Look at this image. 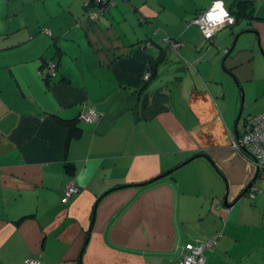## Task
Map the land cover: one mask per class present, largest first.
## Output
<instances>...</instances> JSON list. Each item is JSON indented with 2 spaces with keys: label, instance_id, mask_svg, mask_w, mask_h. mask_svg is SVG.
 Listing matches in <instances>:
<instances>
[{
  "label": "crops",
  "instance_id": "obj_1",
  "mask_svg": "<svg viewBox=\"0 0 264 264\" xmlns=\"http://www.w3.org/2000/svg\"><path fill=\"white\" fill-rule=\"evenodd\" d=\"M89 1L0 0V264H178L212 238L205 264H264V191L261 208L238 204L256 168L232 146L225 72L264 80V0L210 42L187 21L212 0ZM70 178L79 192L62 204Z\"/></svg>",
  "mask_w": 264,
  "mask_h": 264
},
{
  "label": "built area",
  "instance_id": "obj_2",
  "mask_svg": "<svg viewBox=\"0 0 264 264\" xmlns=\"http://www.w3.org/2000/svg\"><path fill=\"white\" fill-rule=\"evenodd\" d=\"M93 3L99 5V7L104 8L114 3V0H92ZM216 0H214L211 5L202 13L196 16L190 21L191 24L196 25L205 40H212L216 32L226 26L234 23V17L227 12V16L224 17L223 23H214L208 19V13L212 11ZM88 5V3H85ZM92 17V15H91ZM93 18V17H92ZM229 20L232 22L229 23ZM211 33V35H209ZM165 43L169 44L173 49H177L181 46L174 40L166 37L163 40ZM50 70L53 72L55 69L54 64H50ZM143 79L148 80L150 73L148 70L143 72ZM99 113H97L92 107L87 108L83 114H81V120L94 122L98 119ZM232 146L238 151H244L246 156L254 164L257 170V179L264 184V112L257 114L250 119H244L242 122V129L239 139H232ZM243 148V149H242ZM79 192L78 186L75 184L73 179H68L62 188L60 202L62 204H67L69 200ZM260 193V190L253 186L250 189V196L255 197L256 194ZM215 246L213 240L207 242H197L195 244H187L183 248V252L178 261V264H205V250H211ZM40 257L30 256L24 260V264H40Z\"/></svg>",
  "mask_w": 264,
  "mask_h": 264
},
{
  "label": "trees",
  "instance_id": "obj_3",
  "mask_svg": "<svg viewBox=\"0 0 264 264\" xmlns=\"http://www.w3.org/2000/svg\"><path fill=\"white\" fill-rule=\"evenodd\" d=\"M214 0H212V2H213ZM115 2V1H114ZM211 2V3H212ZM88 3V5H85V8H88L89 7V5L90 4H94V5H96L95 3H93L92 2V0H90L89 2H87ZM222 3H223V5H224V8L229 12V14L231 15V16H233L234 17V23L233 24H231V25H229V26H233V25H235V24H237L240 20H250V21H252L253 19H259V18H257V16H255V9H254V3H253V1L252 0H235L234 1V4L232 5V7L234 8V9H232V7L230 8V7H226L225 6V3H224V1L222 0ZM211 5V4H210ZM97 6H99V5H97ZM205 11V10H204ZM204 11H202V12H204ZM202 12H200V13H202ZM200 13H197L196 15H194L191 19H188V21H187V24L189 25V24H191L190 23V21L191 20H193L194 18H196V16L197 15H199ZM194 25V24H193ZM227 27V26H226ZM199 29V28H198ZM200 30V29H199ZM221 30V29H220ZM219 31V30H218ZM217 31V32H218ZM201 32V31H200ZM216 32V33H217ZM202 34V33H201ZM216 35V34H215ZM214 35V36H215ZM166 38V37H165ZM164 38V39H165ZM204 38V37H203ZM214 38V37H213ZM163 39V40H164ZM213 40V39H212ZM212 40H206V41H212ZM174 41H176V40H174ZM176 42H178L179 43V41H176ZM181 43V42H180ZM167 44V43H166ZM167 46H168V48H170L171 46L169 45V44H167ZM181 46H182V43H181ZM179 48V47H178ZM176 50V49H175ZM227 52V51H226ZM58 60L55 58V59H52V60H50V61H48V62H46L45 63V68L47 69V73H46V75L44 76V79H45V81H46V84H47V86H49V85H51V83H52V81H53V79H54V77L56 76V73H57V71H58ZM50 64H54L55 65V69H54V71L52 72L51 70H50V68H49V66H50ZM146 70H148L149 71V73H150V76H151V74H152V71H151V68L149 67V68H147ZM145 70V71H146ZM149 76V77H150ZM149 79V78H148ZM89 108V107H88ZM98 113V112H97ZM99 116H100V114H99ZM99 118V117H98ZM80 119H81V116H80ZM61 124H63L67 129H68V133H69V136H72V135H75L76 134V126H75V123L73 122V120H62L61 121ZM238 151V150H237ZM239 152H241L243 155H245L246 156V153L244 152V151H239ZM247 157V156H246ZM248 158V157H247ZM210 162H212L211 160H209ZM213 165V164H212ZM213 166H215V165H213ZM68 167V166H67ZM67 169H69V168H67ZM215 169H216V166H215ZM217 170V169H216ZM70 179H72V178H70ZM258 183H260L261 185H263L264 186V184L259 180V178L258 179H256L255 180V182L252 184V186L249 188V189H247L245 192H244V190H243V193L241 194V197H244V196H248V198H250L251 200H255V198L259 195V194H261L262 193V188H261V186H258ZM253 186H255V187H257L259 190H260V193H258V194H256L255 195V197L253 198V197H251L250 196V189L253 187ZM246 188V187H245ZM244 188V189H245ZM209 240H213L214 242L216 241V238H212V239H207L206 241H199V242H207V241H209ZM216 244V243H215ZM215 248V246L210 250V251H212L213 249Z\"/></svg>",
  "mask_w": 264,
  "mask_h": 264
},
{
  "label": "rangeland",
  "instance_id": "obj_4",
  "mask_svg": "<svg viewBox=\"0 0 264 264\" xmlns=\"http://www.w3.org/2000/svg\"><path fill=\"white\" fill-rule=\"evenodd\" d=\"M261 56H262V54H261ZM263 59H264V57H263ZM225 72L232 79V81L234 82L235 90H237V92L239 94V102L237 104V107H235L233 109V116L230 115V118L232 117L233 120L237 119V116H238L239 110H240L239 86L242 88L243 93H244V105H243V109H242L241 116H240L239 123H238V127H239V130H240V128L242 126V122H243L244 119H250V118L256 116L257 114H259V112H262L261 111L262 108L264 109V96H261L262 95L261 93H263V91H264V89H263L264 80L263 81L257 80L255 84H250V85L249 84H245L244 85L240 81H235L234 78L232 77V75L229 72H227V71H225ZM254 78H258V79L259 78H264V69H262V70L259 69L256 72V76ZM261 83H263V84H261ZM255 92H256V94H254ZM254 97H257V100H255L256 98H254ZM258 186H261V184L258 183ZM262 189L264 191V188H262ZM256 198H258V197H256ZM256 198H255V200H251L250 198H248V196H244V197L241 198V200L238 201V204H240V202H247L248 205H253V206H257V207L261 208V206L258 204L259 199H256ZM219 206H220V208L222 207L221 203H219ZM224 220H226V218ZM207 222L205 221V223H207ZM220 226H221V233H222L223 230H224V227H225V224H224V222L222 220H221V225ZM253 228L254 227H252L250 229H246L247 231L244 230V231H241L240 233H242V235L244 237H246L249 234H252ZM187 230L188 231H192L193 228L189 225Z\"/></svg>",
  "mask_w": 264,
  "mask_h": 264
},
{
  "label": "water",
  "instance_id": "obj_5",
  "mask_svg": "<svg viewBox=\"0 0 264 264\" xmlns=\"http://www.w3.org/2000/svg\"><path fill=\"white\" fill-rule=\"evenodd\" d=\"M251 32L257 35V32H254V31H251ZM257 46H258V48H259L260 53H261L262 56L264 57V50H263L262 47H261L259 37H258V41H257ZM232 49H233V48H231V51H232ZM231 51H230V52H231ZM232 77L234 78L235 81H237V80L235 79L234 76H232ZM237 83H238V82H237ZM239 92H240V110H239V114H238V116H237L236 123H235V126H234V129H235V130H234V134L236 135V139H237V140L239 139V135H238V123H239V119H240L241 112H242L243 105H244V93H243V90H242V88H241L240 86H239ZM242 149H243V148H242ZM194 157H203V158H207V159H208V157H206V155H201V154L196 155V156H193V157L190 158V159H193ZM208 160H210V159H208ZM186 162H187V161H186ZM186 162H185V163H186ZM168 173H171V171L168 172ZM156 179H157V178H156ZM256 179H257V170L255 171V175H254V177L252 178L251 182L248 183L247 186H246V188L244 189V192L252 186V184L255 182ZM227 193H228V191H227V186H226V191H225V195H224V198H223V205H224V207H226V208H230L234 203H229V202H228V200H227ZM240 197H241V196H239V198H240Z\"/></svg>",
  "mask_w": 264,
  "mask_h": 264
},
{
  "label": "clouds",
  "instance_id": "obj_6",
  "mask_svg": "<svg viewBox=\"0 0 264 264\" xmlns=\"http://www.w3.org/2000/svg\"><path fill=\"white\" fill-rule=\"evenodd\" d=\"M228 14L226 11H224L222 6V0H216V3L214 4V7L212 11L208 13V19L214 23H223L224 17H226ZM232 21L229 20V23ZM211 35V33H209Z\"/></svg>",
  "mask_w": 264,
  "mask_h": 264
}]
</instances>
